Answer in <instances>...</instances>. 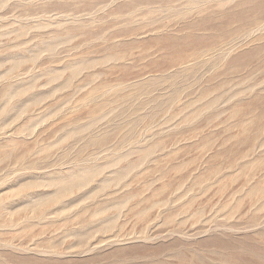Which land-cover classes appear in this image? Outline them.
Segmentation results:
<instances>
[{"label": "rangeland", "instance_id": "374dc122", "mask_svg": "<svg viewBox=\"0 0 264 264\" xmlns=\"http://www.w3.org/2000/svg\"><path fill=\"white\" fill-rule=\"evenodd\" d=\"M171 1L0 0V264H264V17L218 47L245 0ZM172 35L211 51L134 78Z\"/></svg>", "mask_w": 264, "mask_h": 264}, {"label": "bare ground", "instance_id": "6f19581e", "mask_svg": "<svg viewBox=\"0 0 264 264\" xmlns=\"http://www.w3.org/2000/svg\"><path fill=\"white\" fill-rule=\"evenodd\" d=\"M230 1L234 2L236 0H230ZM172 3L173 2L171 0H168V4H172ZM209 4H211V3H209ZM236 5L237 6L233 10L228 11V12H226V10H224L225 12H220V13L216 14L214 11H212V12L210 11V12H208V13H210L209 16L206 15V17L203 18L204 20H202L200 22L201 23V25H200L201 30L206 29L207 31H209L208 39L211 40L210 42H215V43L218 42V47L221 46V43H222L221 41L223 39H226V38L228 39L230 37L239 38L242 35V33H245V32L249 33V35H250L253 32V22H255L257 20V18H259V15L264 17V5L262 3H261V5H257L255 7V9L253 8V0L241 1V2H238ZM253 11H254V14H253ZM216 16L220 17V25L211 23V20ZM214 21H215V19H214ZM256 24H258V23H256ZM256 24H255V26H256ZM187 27L192 28L193 25L189 24ZM156 30L159 31L161 29H156ZM215 33H218V34H215ZM155 40L158 41V43L161 42L163 45V47L160 49L163 52V53H161L162 54L161 60L155 61L156 57H154L153 55L155 54L154 52H156V51H153V52L148 51L146 53V56L142 55V59L134 61V62H138V61L142 62V60H147L149 58H152L147 62V64H145V66H143L141 68L142 71L139 70L137 72H132V74L135 75L134 78H140V77L142 78L144 75H146L148 73V71L150 73H154V75H156L155 73L159 72L160 74H162V75L159 74L160 80L161 81L164 80L163 84L168 85L171 82L169 80V78H171L172 76H175V75H180V74L187 75V73H189L192 70V68H191V66H189V64L192 63V61L198 60L197 58L204 57L207 53H209L211 51L210 49H200L203 46V44H204L203 48H206L208 46L207 44H209V42H207L206 40H204V42H203V39L199 38L198 36L195 37V39H194L193 35L192 36L191 35L183 36L182 38H180V40H182L181 42H179L178 38L174 35H172L171 37L155 38ZM219 42H221V43H219ZM225 44H226V42L222 46L224 47ZM175 47L177 48V50H179L180 52H183V53H188L189 51H192V50H195L197 52L194 53L193 57L185 54L182 56L181 55L178 56L180 58H178V57L171 58L170 56H174L176 53H178V51H176L175 53H172L173 52L172 49ZM193 47H197V48H193ZM176 48H175V50H176ZM168 54H170V56ZM254 54L255 53H253V55ZM253 55H252V58H253ZM168 57L170 58V60L168 59ZM249 57H251V56H249ZM122 59H123V57H119L116 60L122 61ZM235 62H236L235 60H232L231 64L234 65ZM176 66L178 67V70L175 74L168 71L170 68H173ZM131 68L133 69L136 67L131 66ZM160 69H162V70H160ZM171 85H174V84H170V87H171ZM177 93L178 92L176 91L175 94H177ZM174 97L175 96L172 94L170 99H173ZM9 98H10V96H9ZM124 99L128 100L129 95H126V97H124ZM158 108H159V110H161L160 107H158ZM139 110L134 112V114H137ZM3 113H4V111H3ZM134 125H135V123L132 122L130 127L128 128L129 129L128 132L126 133L127 136H134V134H135ZM104 143L105 142H101L100 145L102 146V144L104 145ZM140 152L144 153V156H147L150 154V150H146L144 152L140 151ZM129 154H132V152ZM127 156H129V155H127ZM206 161H208V160H206ZM119 162H121V160ZM184 164L187 165L189 163L184 162ZM133 165L134 164H132V162H129L127 164V167H126V172L129 171L133 167ZM123 175H124L123 173H119L116 178H121ZM183 175L185 177H187V175L185 173ZM90 179L91 178H90V175L88 173H86L85 175L81 173L80 175H72L69 178H67L66 180L63 179L62 181H59L56 184V186H57L56 194H54V196L52 198L47 199L45 201H42L39 205L40 206L47 205V204L59 205L60 199H62L65 195L69 194L70 192H72L76 189H80V188L87 186V184L90 182Z\"/></svg>", "mask_w": 264, "mask_h": 264}]
</instances>
